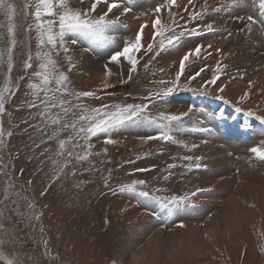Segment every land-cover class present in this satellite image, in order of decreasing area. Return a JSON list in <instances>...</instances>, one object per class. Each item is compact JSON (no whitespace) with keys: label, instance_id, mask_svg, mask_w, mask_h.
<instances>
[{"label":"rangeland","instance_id":"obj_1","mask_svg":"<svg viewBox=\"0 0 264 264\" xmlns=\"http://www.w3.org/2000/svg\"><path fill=\"white\" fill-rule=\"evenodd\" d=\"M6 2L14 6L17 43L9 73V22L0 10V91L7 86L12 93H5L0 114V264H264V161L249 151L264 147V29L248 20L264 19L259 0H115L119 7L109 16L119 23L107 33L112 40L76 36L78 43L69 42L67 54L38 46L36 0ZM67 3L83 12L93 0ZM125 6L131 9L127 14ZM157 6H162L159 12ZM106 11L101 2L91 15ZM142 25L141 48L131 53L135 67L125 57L111 62L114 51L135 43ZM157 30L163 35L153 39ZM181 33L168 45V37ZM47 52L57 71L69 77L70 92L94 93L65 96L71 102L65 106L73 111L65 117L54 108L49 114H59L60 124L39 114L43 105L29 109L26 103L34 99L29 85L41 81L22 64L31 56L39 70L43 61L37 53ZM174 82L178 87L162 95ZM127 104H147L145 114L154 120L161 113L194 110L174 125L177 143L146 139L158 129L144 121L87 142L62 128L78 121L75 105ZM70 135L76 138L65 145L64 156H57L59 141ZM89 152L87 160L74 159ZM66 159L71 163L60 171ZM141 180L145 183L136 185L137 193L148 191V197L120 191ZM173 196L187 201L165 206Z\"/></svg>","mask_w":264,"mask_h":264},{"label":"snow or ice","instance_id":"obj_2","mask_svg":"<svg viewBox=\"0 0 264 264\" xmlns=\"http://www.w3.org/2000/svg\"><path fill=\"white\" fill-rule=\"evenodd\" d=\"M105 3L107 6V11L102 14H97L96 16H92L91 13L96 12L97 6L101 3ZM133 0H127L128 4H131ZM235 3H239V0H234ZM59 4V11L56 10V5ZM170 4H175V0H169ZM191 3V0H189ZM252 3L255 4L256 0H252ZM119 4L113 0L112 3H108V0H93L91 7L87 11H78L73 10L68 6L67 0H36L35 12L33 13L35 18V26L36 31L38 33V46H51V48L55 49L57 47L62 48L64 53L69 52V48L67 44L70 42L75 45L78 41L74 38L76 36H80L83 38H87L92 42H103V41H111L112 37L107 35L110 30H114L116 25L119 23L118 19H111L109 14L115 15L113 9H117ZM162 6H157L155 11L159 12ZM259 7L261 10H264V0H259ZM0 10H5L7 15V34L10 40L11 47L7 48V71L9 73L12 72L13 69V48L15 47L17 41L15 37V24L13 23L14 18V6L12 3H7L6 0H0ZM131 9L127 6L124 7L123 11L127 14ZM54 17L58 19H50L48 21H44L42 17ZM261 16H264V11L261 12ZM193 18H196L195 16ZM248 20L252 22V24L259 23L264 29V19H260L257 21L253 17L249 16ZM160 24V20L157 19L153 28L155 29L157 25ZM145 26H141V30L135 36V43L124 46L122 50L114 51L109 59L111 62H118L121 57L127 58L130 64L135 67L137 61L133 59L131 53L133 50L139 51L141 48V41L143 36V28ZM209 29L211 25H208ZM249 30L251 29V25L248 26ZM58 29V30H57ZM157 35H163L159 30L154 31L153 39ZM183 36V33L180 36L176 37H168L167 43L168 45H172L176 40H179ZM70 38V39H66ZM159 47L163 49L165 47V43L163 40L160 41ZM149 50H152V45L149 44ZM196 53L199 54L200 46H197L195 49ZM189 54H186L181 60V69L184 68V62L188 60ZM4 52L0 51V58H3ZM37 57L40 58L43 62H41L38 67L39 70H36L33 67V63L30 61L32 57L29 56L27 60H25L22 64V68L24 70L32 69V75L40 79L41 83L38 84H30L29 88L32 90L31 95L34 99L30 101H26L27 107L29 109H38L40 110V105H43L42 110L39 111V114L46 119H51L52 124H60L61 117L57 114L55 117H51L49 114L51 109L60 108L63 111L65 117L68 116L69 113L73 111L71 107H66L65 105L70 104L71 102L64 99L65 96L68 95H76L77 99L79 97H88L93 96L94 93L91 92H81L79 94H75L69 91L68 80L69 77L65 75L63 72H58L56 68V61L52 59L51 52L45 53L43 57H40V54L37 53ZM69 65H71L72 61L69 58ZM23 79V77H21ZM177 80H179V74L177 76ZM215 81H212L214 83ZM163 83V82H162ZM178 87V84L173 83L172 87H168L162 95L167 96L171 94L175 88ZM5 93L11 95L10 89L5 86L3 91H0V114L5 112ZM40 93H43V97L40 96ZM57 93L60 95L57 96ZM39 100V104L36 102ZM76 108L80 109V114L78 116V121L73 120L71 122H65L62 125V128H71L76 136H80L82 134V138L87 142L91 137H95L100 133H107L110 130H119L120 128L125 127L127 124H135L141 121L146 123L155 124L158 129L157 135L155 136H147L146 139H159L164 142L172 141L173 143H177L171 133L173 132L174 125L179 123L183 117L188 116L189 113H192L194 110V106H190L188 112L183 113L181 115H164L161 113L157 119H151L148 115H146V110L148 109L147 104H127V105H117L114 108H110L107 105L102 106L101 108H93L88 109L83 105H75ZM199 112L203 113L204 109H198ZM160 121V122H158ZM78 122H82L78 127ZM178 131V129H177ZM3 130L2 126H0V143H3ZM11 135V133H9ZM76 136L70 135L67 140L59 141L60 151L57 152V156H64V148L65 145L76 138ZM51 139V137H50ZM106 143H113L111 139L106 140ZM79 145H74V147ZM39 147V145H37ZM86 147L88 149L91 148V144L86 143ZM195 147V145H193ZM251 153L255 155V157L261 161H264V147H252L249 149ZM89 153L84 155L76 154L74 159L77 162L87 160ZM68 157H72L73 153L68 152ZM187 160L193 159L191 156L185 157ZM199 160V157H196ZM56 163V161H53ZM71 163V160L65 161V163L61 166L60 171H63L64 168ZM199 167V164H197ZM23 173V170H21ZM75 171L72 172V175H75ZM57 179L59 177H56ZM31 183V181H29ZM145 181H134L131 184L122 186L120 188L121 192H129L133 194H138L141 197H148V191H139L137 193L136 185H143ZM107 186V183H106ZM45 193H41L44 195ZM187 201V197H171L165 206L171 207H181ZM11 264V262H9Z\"/></svg>","mask_w":264,"mask_h":264}]
</instances>
